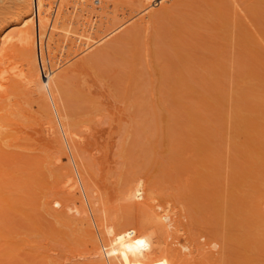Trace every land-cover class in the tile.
<instances>
[{
  "label": "rangeland",
  "instance_id": "1",
  "mask_svg": "<svg viewBox=\"0 0 264 264\" xmlns=\"http://www.w3.org/2000/svg\"><path fill=\"white\" fill-rule=\"evenodd\" d=\"M0 1V9L12 4ZM152 11L147 30L140 16L124 18L127 10L104 24L114 26L107 36L85 32L83 40L99 41L69 65L85 58L86 71L59 79L64 123L92 143L72 146L96 214L115 222L122 264H163L176 250L179 264H264V0H172ZM77 14L68 25L76 33ZM102 20L88 17L85 27ZM15 99L14 121L26 133L12 131L0 150V192L15 208L0 205V228L23 245L0 264H95L78 229L81 204L61 190L74 167L26 136L48 119L41 103L23 91ZM114 102L127 122L113 121ZM99 182L115 200L94 192ZM151 206L174 211L184 241L170 227L143 226Z\"/></svg>",
  "mask_w": 264,
  "mask_h": 264
},
{
  "label": "bare ground",
  "instance_id": "2",
  "mask_svg": "<svg viewBox=\"0 0 264 264\" xmlns=\"http://www.w3.org/2000/svg\"><path fill=\"white\" fill-rule=\"evenodd\" d=\"M153 1L127 0L128 3L125 5V3H122L123 0H12L10 7L9 5L6 7V3H3L6 6L0 9V150L3 151L5 147L10 146L12 131L26 133L14 121V117L22 113L20 102L15 97L22 91L34 95L35 100H38L43 106L48 119L45 123H40L38 129H33L34 133L31 130L32 133H27L26 136L34 139L38 145L45 148H58L61 156L56 158V163L59 165L62 166L64 160L67 161L69 166L72 163L71 165L74 167L72 168V174L62 182L61 190L67 196L77 198L81 204V210L76 213V217L80 219L78 229L82 232L85 246L93 253L95 264H122L124 255L122 254L123 257H121L118 251L117 237H115L117 234L114 233L115 230L113 232L112 228L115 226V222H113L114 226H110L106 223L107 220L105 221L102 216L96 214L98 203L92 199L88 185L85 183V172L74 155L72 146L74 142L84 146V148H88L92 143L91 140L88 141V138L87 140L78 138L64 123L57 102L59 79L71 72L86 71L85 58L78 57L80 60L76 59V62L69 65L78 54H82L99 41L88 42L83 40L85 32L99 31L100 35L96 36V39L107 36L114 26L104 28V24H107L114 14H122L127 10L129 13L124 18L127 16H140L136 24L147 30L151 27L155 17V12H151V10L160 6L164 1L169 2L172 0H158L157 4H154ZM173 1L174 4L180 2V0ZM100 9H107V15H99L94 12ZM165 9L163 8L158 14L164 12ZM77 11L81 12L82 28L80 32L76 33L72 32L68 25L78 17ZM88 17L92 19L102 17L103 26L85 27ZM10 27L16 28V30L9 33L10 29L8 32L7 28ZM71 38L75 40L72 41ZM62 47L68 49L70 53L65 51L66 55L61 54L60 49ZM43 50L45 54H43ZM59 69L62 72L60 70L57 74L56 71ZM95 84L93 83V85ZM100 94L107 98L105 92H100ZM110 108L111 114L114 116L113 121L118 124L128 121L125 109L119 104L114 102L110 105ZM25 116L27 117V115ZM29 116L32 117L30 114ZM111 132L109 133L111 141L109 140L108 147L110 153L107 151V156L105 155L107 160L104 161L108 162L109 167L115 162V158L111 156V150L115 145ZM102 182H99L101 185H97L94 192L106 189V192L109 191L107 193L109 194V200H115L118 194L115 195V191L113 192L111 187H106ZM0 205L2 208L15 209L7 198L2 196L1 192ZM260 206L264 212V199L261 201ZM151 207L146 212L147 214L145 213L147 218L145 215L142 218H146L145 222L143 221V226H149V229L160 232L166 231L170 227L173 234H178V240L184 241L185 234H182L181 225L172 224L174 211L167 210L164 207ZM108 221L112 222L111 220ZM143 222L141 221V223ZM10 236L8 231H1L0 228V247H2L0 249V260L23 245L20 240ZM179 254V250H176L175 254L167 257L168 261L162 257L165 260V262L162 260L163 264H179Z\"/></svg>",
  "mask_w": 264,
  "mask_h": 264
},
{
  "label": "built area",
  "instance_id": "3",
  "mask_svg": "<svg viewBox=\"0 0 264 264\" xmlns=\"http://www.w3.org/2000/svg\"><path fill=\"white\" fill-rule=\"evenodd\" d=\"M153 2H154V4H157L158 3V0H154Z\"/></svg>",
  "mask_w": 264,
  "mask_h": 264
},
{
  "label": "snow or ice",
  "instance_id": "4",
  "mask_svg": "<svg viewBox=\"0 0 264 264\" xmlns=\"http://www.w3.org/2000/svg\"><path fill=\"white\" fill-rule=\"evenodd\" d=\"M140 243H142V241Z\"/></svg>",
  "mask_w": 264,
  "mask_h": 264
}]
</instances>
